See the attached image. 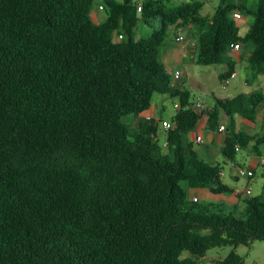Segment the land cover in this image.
<instances>
[{
    "label": "trees",
    "instance_id": "16d2710c",
    "mask_svg": "<svg viewBox=\"0 0 264 264\" xmlns=\"http://www.w3.org/2000/svg\"><path fill=\"white\" fill-rule=\"evenodd\" d=\"M254 1L220 0L206 16L200 1L0 0V264H199L212 248L264 240V187L237 194L241 216L189 194L234 193L191 134L204 117L219 130L224 115V164L240 166L241 151L260 156L264 133L237 131L236 120H252L264 92L201 110L173 88L166 153L163 120L122 122L172 86L161 59L171 27L191 28L197 65H226L221 82L235 72V45L254 46L248 81L264 76V0ZM235 14L252 18L244 34ZM141 24L151 32L138 36ZM211 264L245 262L234 250Z\"/></svg>",
    "mask_w": 264,
    "mask_h": 264
},
{
    "label": "rangeland",
    "instance_id": "374dc122",
    "mask_svg": "<svg viewBox=\"0 0 264 264\" xmlns=\"http://www.w3.org/2000/svg\"><path fill=\"white\" fill-rule=\"evenodd\" d=\"M168 2V5L171 7L178 6L180 4L184 3H189L192 1H200L204 2L205 5L201 11L202 15L206 16H212L216 9L220 5V0H165ZM236 3L240 2H246L248 6H254L255 1L254 0H235ZM91 16L95 22H102L106 18V13L104 10L99 9V4H95ZM244 20L246 19V25L245 27H242L244 24V20L239 22V27L241 29V34H244L251 24V17L244 16ZM238 20V19H237ZM188 29V30H187ZM191 28H182V29H176L175 27H171L169 30V35L167 38V41L165 43L164 51L161 55L162 62L167 70H169V65L165 59L166 55H164L165 52H168L170 44H175L174 39H175V34L177 32H181L184 35L191 36ZM151 32V29L143 24H141L137 30L138 36L141 35H146ZM192 37V36H191ZM115 41H119V38L115 36ZM242 48V47H241ZM248 53L246 56L241 57V62L238 67V77L236 79L230 80L228 87L224 90L222 87V83L219 79V75L221 72L227 70L226 65H212V66H199L196 63H191L187 62V67L189 69V77L188 80L185 83H180V88H184L188 90L191 95H192V101L196 105L197 103H201L204 105V108L206 109L209 107L214 106V99L212 97V94L214 93L215 95L219 94H224L225 96L228 97H234L240 93H245V94H250L253 92L257 91H262L264 92V82H256L253 83L252 85L247 86L245 84V80L249 77V70H247L248 67ZM264 77V76H261ZM264 79V78H263ZM176 80H173V83H175ZM156 101V98L154 99ZM175 103H178L177 99H170L166 97L163 101V105L165 107V110L162 112L160 115L163 120H167L170 122L174 115L176 114L177 109L175 108ZM159 117V113L156 115ZM132 117H124L122 122L124 124H130L132 123ZM224 120V117L221 116L220 120ZM205 123V122H203ZM163 126L160 127L159 130V145L162 148L163 152L166 153L167 149L164 146V143L166 141V134ZM193 134V133H192ZM191 134V137H192ZM204 138L207 140L208 134L203 133ZM192 139V138H191ZM196 148L201 151L203 148V145L198 144L197 142H194ZM245 155V153H242ZM253 155V154H250ZM224 159L219 153V158L215 160V162H219L223 166V181L226 183L228 186H230L233 189H246L248 186L246 184L245 179H240L239 181H234L232 179V175H237V169L232 170L231 165H225L224 164ZM249 186L252 188V195L257 196L260 195L263 192V187H264V176L261 175V171H258V175L251 180V183ZM193 192H190L189 194L192 195ZM201 194H197L194 196H197L198 201L200 203H214V204H220L225 206L224 211L226 214H229L231 212H236L238 216H241L243 213V206L240 204V206H233L230 204L233 202H237L238 199L236 196H233L231 198H227L224 203H220L219 200H211L209 201L208 199H204L200 197ZM207 196L202 195L203 197H211L212 195L208 192H206ZM194 196H191V199L194 200ZM232 196V195H230ZM216 198H222L219 196H215ZM229 202V203H228ZM236 251L240 255V257L244 260L245 264H264V240H254L249 246H239L236 249H233L232 247H216L210 249L207 254L198 260L199 264H211L214 261L217 260H222L226 258L230 252ZM190 257V254L188 252H184L182 254V259Z\"/></svg>",
    "mask_w": 264,
    "mask_h": 264
},
{
    "label": "crops",
    "instance_id": "0c3cea01",
    "mask_svg": "<svg viewBox=\"0 0 264 264\" xmlns=\"http://www.w3.org/2000/svg\"><path fill=\"white\" fill-rule=\"evenodd\" d=\"M244 18L245 17L242 16L240 19L236 20L237 24L239 25V22L240 21L242 22L244 20ZM244 21L245 22H244L242 27H245V25H246L247 20L245 19ZM251 22H252V19H251ZM180 35H183L185 37V40L183 42L177 41V39H176ZM191 36L184 35L181 32H177L175 34V39L173 42L175 44H170L168 52L164 53V55H166L165 59H166L168 65H169V68H170L167 71L172 75L173 71L180 69L182 72L181 79L176 80L175 83L172 84L171 87L166 88L164 91L156 93L153 97L152 106L150 107L149 110H147V111H145L139 115L131 116L133 119H132V123H130V124L133 127L137 125L139 119H148V118L153 119L154 118V119L163 120L160 115L165 110V107L163 105V101L166 97L169 98L168 92L170 90H172L173 88H180V83H185L188 80L190 72H189V69L187 67V62L196 63L195 49L191 45V43L193 41V38ZM253 49H254L253 44H248L246 46H242V48L239 51H232V57L236 61V69L234 72L236 74V77L234 79H236L238 77V74H239L238 67L240 65V62L242 61L241 57L246 56V54L247 53L249 54ZM247 70H248V67H247ZM224 72H226V70L221 72V74H223ZM263 78L264 77H259L256 81L249 82L248 81L249 77H248L245 80V84L247 86H249V85H252L253 83H256V82L257 83L258 82H264ZM173 80H172V83H173ZM230 80H232V79L227 80L226 86L223 87V85H222L224 90L228 87ZM221 83H223V82H221ZM180 89H184V88L181 87ZM240 94H242V93H240ZM236 96H234V97H236ZM212 97H213V99H214V97L223 98V99L234 98V97L225 96L224 94L215 95L214 93L212 94ZM155 98H156V101H154ZM209 108H211V107H209ZM157 113H159V117L156 116ZM222 116L224 117V120H222V119L220 120L219 127H221V126L226 127L228 121L224 115H222ZM163 121H167V120H163ZM203 122H205V123H203ZM236 130L237 131L242 130L245 133L252 135V136L253 135H261L262 133H264V104L258 106V108L255 110V112L253 114L252 120L238 118L236 120ZM226 131H227L226 128L223 132H220L219 130H217V131L209 130L207 127V117H204L199 122V124L197 125V127H196L195 131L193 132L191 138L194 142H197V137H201L203 139V142H201V143L197 142L200 145L204 144L202 150L199 151L201 156L205 159L215 161L216 159L219 158L220 151H219L218 146H220L222 144V141H223L224 137L226 136ZM203 133L208 134L207 140L204 138ZM242 153H245V155H243ZM250 154H253V153L248 152V151H241L239 153V156H238V162H239L240 166H238L236 164H229V165H231L232 170L237 169L238 167H243V168L251 169L254 171V177H252L251 179H245L246 184L248 186L246 189H248L250 187L249 184L251 183V180L254 179L258 175L259 170L261 171V175L263 173V168L260 165V159H261V157L264 156V147H262V151H261L260 156H257L255 154H253V155H250ZM221 173H222L221 177L223 180V170ZM231 177L233 180L235 177H237L238 178L237 181H239L240 179H243V178H239L237 175H232ZM246 189H242V190L234 189V193L231 194L232 196H230V195L225 196L223 194L214 195L208 189L201 188V189L192 190L191 192H193V193H192V195L190 194V197L197 195V194H201V196L199 195L200 197H202L204 199H208L209 201L215 199V200H219L220 203H224V202H227L226 201L227 198H231L233 196H236L238 201L233 202V203L230 202V204L233 206H237L239 203V198L237 196V192L240 191L243 194H245ZM206 192L210 193L212 196L211 197H203L202 195L207 196ZM251 195H252V191H251ZM215 196H219L222 198L219 199V198H216ZM195 197H197V196H194V198Z\"/></svg>",
    "mask_w": 264,
    "mask_h": 264
},
{
    "label": "built area",
    "instance_id": "2783aa9c",
    "mask_svg": "<svg viewBox=\"0 0 264 264\" xmlns=\"http://www.w3.org/2000/svg\"><path fill=\"white\" fill-rule=\"evenodd\" d=\"M99 9L100 10H103V7L102 6H99ZM138 10L139 11L141 10V6L140 5L138 6ZM235 17L237 19H240L241 18V16L239 14H235ZM118 38L119 39H122L123 37L121 35H119ZM176 39H177V41L183 42L185 40V37L183 35H180ZM191 45H192V47L194 49H196V45H195L194 41H192ZM240 49H241V47L239 45H235L234 46V51H239ZM181 76H182V72H181L180 69H177V70L173 71V73H172V77H173L174 80H180L181 79ZM235 77H236V74L233 73L231 75L230 79H234ZM226 84H227V80L223 81V83H222L223 87L226 86ZM174 106H175V108H178L179 105H178V103H176ZM195 106L198 109H201V110H202V108H204V105L201 104V103H197ZM149 119H151V118H148L147 120H149ZM162 126H163L165 132H168L171 129V123L168 122V121H164L162 123ZM224 130H225V127L224 126H221L219 128V131L220 132H223ZM197 142L201 143V142H203V139L201 137H197ZM236 150L237 151L240 150L239 145L236 146ZM260 165L261 166H264V156L261 157V159H260ZM221 175H222V173H221ZM237 176L239 178H243V179H251L252 177H254V171L251 170V169H247V168H243V167H238L237 168ZM251 191H252V189L249 187L248 189H246V192L245 193L248 194V195H251ZM239 193H242V192H240V191L237 192V194H239ZM194 201H197V198H194Z\"/></svg>",
    "mask_w": 264,
    "mask_h": 264
}]
</instances>
